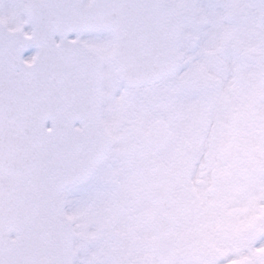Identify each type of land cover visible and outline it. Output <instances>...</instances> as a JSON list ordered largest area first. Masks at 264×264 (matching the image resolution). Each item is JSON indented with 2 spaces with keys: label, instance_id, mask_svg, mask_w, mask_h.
I'll return each mask as SVG.
<instances>
[{
  "label": "snow or ice",
  "instance_id": "obj_1",
  "mask_svg": "<svg viewBox=\"0 0 264 264\" xmlns=\"http://www.w3.org/2000/svg\"><path fill=\"white\" fill-rule=\"evenodd\" d=\"M0 264H264V0H0Z\"/></svg>",
  "mask_w": 264,
  "mask_h": 264
}]
</instances>
